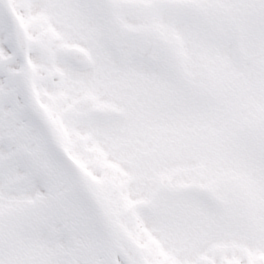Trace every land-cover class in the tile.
I'll list each match as a JSON object with an SVG mask.
<instances>
[{
    "label": "snow or ice",
    "instance_id": "6c2138e0",
    "mask_svg": "<svg viewBox=\"0 0 264 264\" xmlns=\"http://www.w3.org/2000/svg\"><path fill=\"white\" fill-rule=\"evenodd\" d=\"M0 264H264V0H0Z\"/></svg>",
    "mask_w": 264,
    "mask_h": 264
}]
</instances>
